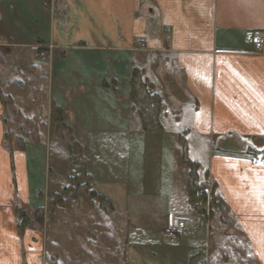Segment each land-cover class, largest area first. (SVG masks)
<instances>
[{"label":"crops","instance_id":"crops-1","mask_svg":"<svg viewBox=\"0 0 264 264\" xmlns=\"http://www.w3.org/2000/svg\"><path fill=\"white\" fill-rule=\"evenodd\" d=\"M16 3L21 8L19 13L10 0H0V52L15 55L18 61L8 77L0 68V93L13 103L8 94L11 83L23 88L37 85L40 103L32 98L30 103L39 108L45 101L44 120L37 112L31 117L23 116L35 117L49 132L54 131L49 126L51 105L62 109L63 122L82 148L90 188L109 203V209L99 207L101 200L95 206L89 197L74 195L77 185L71 193L65 192L68 176L61 183V193H51L59 194L66 204L57 207L52 222L46 221L52 195L38 192V199L30 195L31 161L35 162L31 153L37 150H27V146L37 144L26 141L23 149H17L5 139L13 117L10 111L4 113L5 107L11 105H3L0 98V264H57L61 256L76 264L79 254L73 256L66 250L61 255L56 244L64 235L62 228L75 231L76 218L81 215L92 227L85 231L86 255L82 259L89 255L100 259L104 253L90 254L88 240L96 235L105 238L110 231L111 221L103 214L125 217L129 235L123 242L122 264H159L155 260L160 252L172 253L173 257L183 246L171 244L172 237L196 228L188 222L202 225L201 220L208 221L210 212L207 208L206 215L197 213L187 200L186 162L195 165L199 182L214 187L218 204L222 202L230 213V226L241 236V244L247 246L254 263L264 264V212L247 187L255 173L264 175L260 167L264 161V50H256L245 40L250 33H264V0H15ZM29 33L33 38L25 39ZM41 51L48 56L45 60L37 54ZM35 58L44 63L34 64ZM134 67L143 71L161 99V131H143L131 106L128 92ZM23 72L31 77H24L27 86L20 79ZM42 83L46 87L43 100ZM174 87H180L183 102L177 99ZM143 133L153 137L152 146L168 154V178L179 181L184 188L192 212L187 220H178L187 226L179 234L174 232L173 219L181 218L183 210L176 206L172 195L130 192L129 183L119 178L121 173L127 174L124 155L128 139H140ZM174 138L179 144L170 141ZM186 139L202 146V154L190 150L189 159ZM118 156H122L120 163ZM67 159L65 166L70 172ZM110 171L116 175H109ZM245 175L249 180L242 179ZM136 186L142 183L136 181ZM38 208H44L42 224L35 220ZM17 211L29 217V227L21 228ZM96 213L98 216H94ZM48 225H56L57 231L55 246L47 253L49 245L34 244L33 240L39 234L36 227ZM201 260L207 264L205 257Z\"/></svg>","mask_w":264,"mask_h":264},{"label":"rangeland","instance_id":"rangeland-1","mask_svg":"<svg viewBox=\"0 0 264 264\" xmlns=\"http://www.w3.org/2000/svg\"><path fill=\"white\" fill-rule=\"evenodd\" d=\"M10 1L13 3V5H16L17 13H19L21 11V8L18 7L17 3L15 4V0ZM24 37L25 39H32L33 34L29 33ZM5 41H7V39ZM37 54H39V52H37ZM14 57L15 55L12 56L10 54H2L0 52V68L4 69L7 77V73H9V70L15 67L16 63L18 62H16V59ZM33 63L40 65L44 62H42L41 59L35 58L33 60ZM19 64L22 66L20 62ZM23 75L24 72L20 77L21 80L24 81V77L28 80L31 79L30 76ZM10 77L13 80V77ZM14 79L18 80V77L15 76ZM25 81L28 83L26 79ZM10 85L12 89L8 92V94L13 98V105H15L17 109H19L22 113L16 111L15 108L11 107L5 108L6 111L4 113L7 115V111H10V114L13 117V122L19 124L23 117L21 116L22 114L27 117H31L33 115H36V112L37 114L41 115V120L43 121V114L45 109V101L43 100V98H46V87L44 86V83L41 84V90L43 89L41 91L43 103L39 108H36L30 103V99L32 98L30 90L31 86L23 88L18 87L14 83H11ZM177 89L178 92L175 93V95L178 100H182L181 102H183L180 87ZM39 99L40 97L37 98V101L40 103ZM13 122L8 125L7 130H15L16 132L15 127L12 126V124H14ZM168 133L171 132L168 131ZM36 134L38 136L37 142L31 141L32 143L37 144L36 147H34V145L27 146V150H37L36 152L34 151L33 153H31V157L35 162L32 163L31 161L30 175L32 186L30 189V195L36 196V198L38 199V192H42L43 195L46 194L49 196L53 195L51 194L52 192L61 193V183L67 181V177L69 176L68 180L69 185L72 184V191L74 189V186L77 185V191L74 195L78 194L89 197L90 192L88 191V184L86 185V179L82 178V176L79 175L80 172L77 168H75L74 165L72 167H69V169L71 170L70 172L65 166L66 158H68V151L61 136L55 130L51 132L46 131L43 127V122H38V133ZM143 134L144 137L140 139H128L126 153L124 155L126 156V159L128 161L126 165L127 174L121 173L119 178L122 179V181H127V183H129L127 190L130 192L156 191L159 193L172 195L173 198H175L174 200L177 201L176 206L178 208L180 207L183 210V218L175 217L173 219V222L176 225L179 219L187 220L189 218V214H191L192 212L189 204L185 200L184 188L180 185L179 181L174 182L168 178V175L170 173L168 169V166L170 164L168 154L163 155L157 148L152 146V136H150L148 133ZM181 134L183 135V132ZM170 141L172 143L177 142L179 144V141L176 138ZM186 144H188L187 155L189 156V159H191L190 150H199L196 152V154L198 155L200 153L202 154L204 150L202 146H199L197 143H195V145L192 142L190 143L189 139H186ZM121 157L118 156V158L116 159L118 163H120ZM45 168L47 169V171H45ZM115 173L116 172L110 171L109 175L115 176ZM136 181L141 182L142 186H136ZM208 188L209 186H206L202 190H205L209 197L208 192L210 189ZM92 198L93 197H89V199L92 200L91 202L95 204V206H97L100 200ZM42 199L43 197L41 198V200ZM208 199L210 200V197ZM197 203L198 202H196V204ZM101 206L105 207V204L101 202L99 207ZM218 206V208H214L215 210L210 208L212 212L209 213L211 218L208 214V221L203 218L201 220L202 225H200L198 222L194 226H192L188 222V225L190 227L196 228L177 235V238L175 236L172 237L170 241L171 244L183 246V248H178L179 251L173 253V257L172 253L164 254L163 252H160L158 255V260H155V262L159 264H198L201 261V258L205 257L207 264H255L253 261L254 259H252V255L246 250L247 246H243L241 244V236L236 233L230 226L231 222L228 220V215L229 217L231 216L230 213L225 209V206L222 202H220ZM96 215L97 213L94 214V216ZM102 216L103 218L105 216L106 220L111 221L110 231L106 232L107 235L105 238L102 235H96L92 238H89L88 240L90 254H96L97 251L104 253L100 259L91 258L89 252L87 254L89 255L88 259H82L83 255H86V252L83 251L84 245L87 241H84V239L86 238L85 231L89 228H92L90 224L86 223L84 215L76 218L77 227L75 231H71V229L67 230V228H62L64 235H61L62 240H60L59 243L56 244L57 248L61 251V255L65 253L66 250L72 252L73 256L79 254V261H77L76 264H122V247L124 246L123 242L129 235L125 226V217L124 215L121 217L117 214H111L110 216H108V214H103ZM36 228L40 235H37V238L33 240V243L36 244L42 242L49 245L47 250L48 253L49 248L51 246H55L54 233L57 231L56 225H48L43 229L39 227ZM206 228L208 231H206ZM109 243L111 244V248L108 249ZM190 247L191 249L195 248V250L192 249V251L190 252ZM108 254L111 255V262L108 259ZM186 257H189V259H187ZM192 257L195 258L194 261L190 260ZM176 258H178L177 262ZM147 260L149 261L148 257H146V261ZM151 263L155 264L153 262ZM57 264L74 263L67 261L65 257L61 256L57 261Z\"/></svg>","mask_w":264,"mask_h":264},{"label":"trees","instance_id":"trees-1","mask_svg":"<svg viewBox=\"0 0 264 264\" xmlns=\"http://www.w3.org/2000/svg\"><path fill=\"white\" fill-rule=\"evenodd\" d=\"M23 85L27 86V82H23ZM146 85L151 88L150 83L146 81L144 78V73L139 68H132L130 73L129 79V92L128 98L131 103L132 108L139 116L140 127L145 132H158L162 130V125L160 121L161 116V99L156 93H150ZM175 88V87H174ZM31 94L32 99L37 101V96L39 93V89L37 85H32ZM178 89L175 88V92L177 93ZM0 98L3 105H11L14 108L13 103L11 102V98L5 94L0 93ZM6 108V107H5ZM18 111V110H16ZM19 112V111H18ZM23 116V114L21 115ZM63 111L61 108L51 105L50 107V117H49V126L52 130H55L62 138L63 142L67 146L68 149V159L67 165L72 167L73 165L77 168L80 172V176L86 179V185L88 184V191L90 192L89 197H93L94 199L101 200L105 204L101 206L102 210L107 211L109 209V203L105 202V199L102 200L101 196L97 195L93 190L90 188V178L86 172V167L83 159L82 148L76 142L73 137L72 130L69 126H67L63 122ZM15 130L11 131L10 129L5 131V139L12 144L17 149H23L26 140L36 141L38 140V122L35 117L27 118L25 116L22 117V120L17 124H14ZM188 167V178L186 184V193H187V200L189 203H192L194 206V210L201 214L206 215L207 207L210 209H214L218 206V197L214 193V187L211 186L209 197L205 192L202 190L205 187V184L199 182V178L194 168V164L190 162H186ZM72 184L68 185L64 188L65 192H71ZM196 202H198L196 204ZM200 202V204H199ZM209 203V204H208ZM66 201L62 199L59 194H53L52 197L48 200L47 207H46V221L52 222L54 219L55 210L57 207L65 205ZM108 205V207H107ZM111 208V206H110ZM35 220L38 224L43 223V216H44V208H38L35 211ZM210 212L212 210L210 209ZM209 212V213H210ZM20 219V226L21 228L29 227L31 225L29 217L23 211H17ZM210 215V214H209ZM198 264H205L204 260H201Z\"/></svg>","mask_w":264,"mask_h":264},{"label":"snow or ice","instance_id":"snow-or-ice-1","mask_svg":"<svg viewBox=\"0 0 264 264\" xmlns=\"http://www.w3.org/2000/svg\"><path fill=\"white\" fill-rule=\"evenodd\" d=\"M260 167L264 168V161L260 162ZM242 179L249 180V177L245 175ZM247 187L250 195L257 200L261 206V211L264 212V175L255 173V179L250 180Z\"/></svg>","mask_w":264,"mask_h":264},{"label":"built area","instance_id":"built-area-1","mask_svg":"<svg viewBox=\"0 0 264 264\" xmlns=\"http://www.w3.org/2000/svg\"><path fill=\"white\" fill-rule=\"evenodd\" d=\"M245 40L250 43L256 50L263 51L264 50V33L261 32H253L248 34L245 37ZM41 57H44L45 54L41 53ZM152 92V90H149ZM187 226L183 221H178L176 228L174 229V232L176 234H179L182 230H186Z\"/></svg>","mask_w":264,"mask_h":264}]
</instances>
